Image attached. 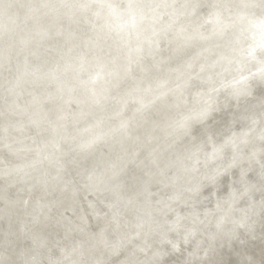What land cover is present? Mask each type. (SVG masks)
I'll use <instances>...</instances> for the list:
<instances>
[{
    "label": "clouds",
    "instance_id": "clouds-1",
    "mask_svg": "<svg viewBox=\"0 0 264 264\" xmlns=\"http://www.w3.org/2000/svg\"><path fill=\"white\" fill-rule=\"evenodd\" d=\"M0 264H264V0H0Z\"/></svg>",
    "mask_w": 264,
    "mask_h": 264
}]
</instances>
